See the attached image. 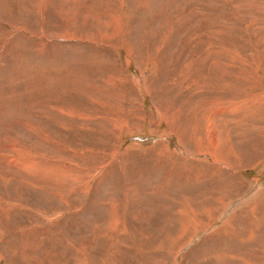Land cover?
<instances>
[{"label": "rangeland", "instance_id": "1", "mask_svg": "<svg viewBox=\"0 0 264 264\" xmlns=\"http://www.w3.org/2000/svg\"><path fill=\"white\" fill-rule=\"evenodd\" d=\"M0 264H264V0H0Z\"/></svg>", "mask_w": 264, "mask_h": 264}, {"label": "bare ground", "instance_id": "2", "mask_svg": "<svg viewBox=\"0 0 264 264\" xmlns=\"http://www.w3.org/2000/svg\"><path fill=\"white\" fill-rule=\"evenodd\" d=\"M64 38V37H63ZM214 134V133H213ZM211 137H213V136H211ZM212 139V140H211ZM209 141H210V143L209 144H212V147H211V149L215 146V144H214V139L213 138H210L209 139ZM208 144V143H207ZM205 148H206V146H205ZM217 148V147H216ZM198 150V149H197ZM216 150V149H215ZM197 152V151H196ZM205 152V151H204ZM212 153H214V151H212L210 154L212 155ZM214 158H216V154L214 153L213 155H212Z\"/></svg>", "mask_w": 264, "mask_h": 264}]
</instances>
